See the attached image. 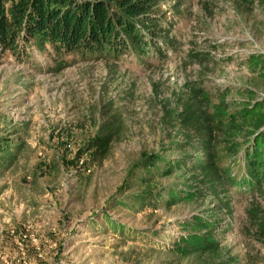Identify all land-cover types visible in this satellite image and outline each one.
<instances>
[{"label": "rangeland", "instance_id": "374dc122", "mask_svg": "<svg viewBox=\"0 0 264 264\" xmlns=\"http://www.w3.org/2000/svg\"><path fill=\"white\" fill-rule=\"evenodd\" d=\"M153 12L137 54L0 53V264H264V0Z\"/></svg>", "mask_w": 264, "mask_h": 264}, {"label": "trees", "instance_id": "16d2710c", "mask_svg": "<svg viewBox=\"0 0 264 264\" xmlns=\"http://www.w3.org/2000/svg\"><path fill=\"white\" fill-rule=\"evenodd\" d=\"M156 4L157 0H0V53L23 58L36 47L89 57L137 54L151 47ZM105 139L102 135L96 145L102 146ZM260 153L250 154L248 165L264 171ZM150 179L142 180L146 189Z\"/></svg>", "mask_w": 264, "mask_h": 264}]
</instances>
